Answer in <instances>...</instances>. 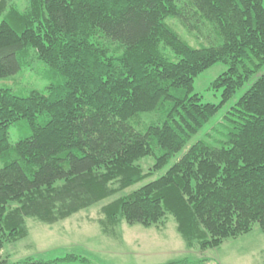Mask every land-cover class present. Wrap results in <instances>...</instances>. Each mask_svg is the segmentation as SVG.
<instances>
[{
    "label": "trees",
    "instance_id": "1",
    "mask_svg": "<svg viewBox=\"0 0 264 264\" xmlns=\"http://www.w3.org/2000/svg\"><path fill=\"white\" fill-rule=\"evenodd\" d=\"M169 19L215 42L194 48ZM32 57L56 81L25 97L0 87V250L26 237V219L62 221L173 159L163 175L100 207L104 230L122 221L162 228L172 217L187 245L204 251L264 229L262 0H0V79ZM215 63L226 65L211 83L218 105L192 94L194 78ZM246 84L223 117L224 140L190 144ZM149 113L159 121L142 124ZM19 121L27 133L11 145ZM150 155L144 171L139 161ZM74 259L86 262L0 264Z\"/></svg>",
    "mask_w": 264,
    "mask_h": 264
},
{
    "label": "rangeland",
    "instance_id": "2",
    "mask_svg": "<svg viewBox=\"0 0 264 264\" xmlns=\"http://www.w3.org/2000/svg\"><path fill=\"white\" fill-rule=\"evenodd\" d=\"M263 6H264V0ZM18 6L25 5V0H17ZM168 24L180 38L194 48L215 42V36L202 35L176 19H169ZM173 61L176 57L167 54ZM25 68V67H24ZM16 74L0 79V87L9 88L15 95L27 96L31 91L45 93V88L55 82L49 68L33 59L30 65ZM264 69V68H263ZM226 65L215 63L194 78L192 94H197L202 103L219 104L221 89H213L211 83L224 71ZM249 87L246 84L238 89L232 99L222 105L218 112L196 134L190 144L204 141L216 146L224 140L222 134L223 117L229 106L233 104ZM157 114H144L142 124L159 121ZM141 131L142 127H137ZM25 122L19 121L8 130L9 143L14 145L26 135ZM154 173L151 179L127 188L123 192L104 199L93 206L81 210L70 217L53 224H45L34 219H26V237L14 243L6 244L0 250V259L15 263L27 258L36 260H58L66 256L83 258L61 260L59 264H168L186 259L190 264H264V229L257 225L253 230L236 239L225 240L218 248L200 251L197 247L190 248L183 236L176 229V222L169 217L162 228L128 225L118 222L106 226V230L98 223L100 207L118 196L126 195L133 189L144 185L163 175L167 168ZM154 163L153 156L139 161L144 171H148ZM8 176L3 177L7 181Z\"/></svg>",
    "mask_w": 264,
    "mask_h": 264
}]
</instances>
